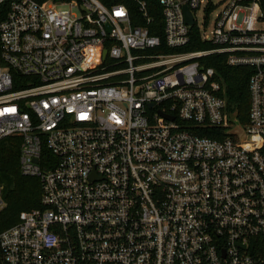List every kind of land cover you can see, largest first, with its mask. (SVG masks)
Here are the masks:
<instances>
[{
  "label": "built area",
  "instance_id": "1",
  "mask_svg": "<svg viewBox=\"0 0 264 264\" xmlns=\"http://www.w3.org/2000/svg\"><path fill=\"white\" fill-rule=\"evenodd\" d=\"M157 1L163 39L125 4L0 0V141L42 187L0 264H264V0L222 1L210 33L211 0ZM212 57L253 70L244 139Z\"/></svg>",
  "mask_w": 264,
  "mask_h": 264
},
{
  "label": "trees",
  "instance_id": "2",
  "mask_svg": "<svg viewBox=\"0 0 264 264\" xmlns=\"http://www.w3.org/2000/svg\"><path fill=\"white\" fill-rule=\"evenodd\" d=\"M41 3L48 0H37ZM59 1V0H53ZM108 7L125 4L133 15L135 25L148 26L152 35L163 39V14L157 0H146L150 24L142 19V15L134 0H100ZM210 46L201 41L199 30L191 29V42L185 48L187 51L206 50ZM206 67H214L221 74L227 85V98L233 111H238V118L242 123L247 122L250 107L249 80L253 74L252 68H233L225 64L224 60L212 57L205 63ZM21 139L5 138L0 141V185L3 187V198L6 207L0 214V231L19 221L21 213L41 208L42 187L38 178L24 177L20 172Z\"/></svg>",
  "mask_w": 264,
  "mask_h": 264
},
{
  "label": "rangeland",
  "instance_id": "3",
  "mask_svg": "<svg viewBox=\"0 0 264 264\" xmlns=\"http://www.w3.org/2000/svg\"><path fill=\"white\" fill-rule=\"evenodd\" d=\"M224 0H211L213 7L207 12L206 4L197 13V22L201 28L207 25V31L210 33L213 29L217 14L221 11L220 3Z\"/></svg>",
  "mask_w": 264,
  "mask_h": 264
},
{
  "label": "water",
  "instance_id": "4",
  "mask_svg": "<svg viewBox=\"0 0 264 264\" xmlns=\"http://www.w3.org/2000/svg\"><path fill=\"white\" fill-rule=\"evenodd\" d=\"M185 15H186V22L189 26L194 25L193 16L192 13L188 10V8L184 7ZM110 28V27H109ZM170 120H172V117H168ZM230 121L235 125V127L228 132L229 135H237L240 138L244 139L245 135L243 134V128L242 124L238 118V111H233L230 115Z\"/></svg>",
  "mask_w": 264,
  "mask_h": 264
}]
</instances>
